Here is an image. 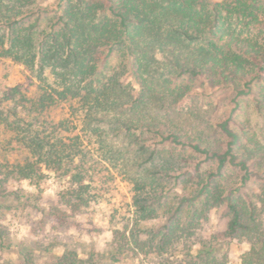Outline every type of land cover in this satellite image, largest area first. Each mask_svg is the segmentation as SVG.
<instances>
[{
  "label": "trees",
  "instance_id": "trees-1",
  "mask_svg": "<svg viewBox=\"0 0 264 264\" xmlns=\"http://www.w3.org/2000/svg\"><path fill=\"white\" fill-rule=\"evenodd\" d=\"M259 18L257 4L243 0H57L53 8L0 0V59L18 64L35 91L30 99L14 87L0 100L4 149L23 154L5 157L0 147V185L26 181L35 191L4 187L0 197L37 199L53 177L54 203L41 212L63 225L99 204L120 178L131 196L110 261L182 250L184 259L155 264H227L218 245L229 239L247 244L239 264H264V139L244 144L226 121L231 139L214 145L181 105L192 82L215 69L264 79V43L249 30ZM57 109L60 118L38 121ZM170 143L206 154L217 170L199 173L198 164L195 173H179L181 156L164 152ZM231 164L241 178L225 179ZM253 175L263 183L249 185ZM171 178L183 194L170 191ZM214 207L226 208V228L194 253L190 238ZM6 237L1 227L0 241ZM32 263L26 254L22 264ZM55 264L102 262L67 249Z\"/></svg>",
  "mask_w": 264,
  "mask_h": 264
},
{
  "label": "rangeland",
  "instance_id": "rangeland-1",
  "mask_svg": "<svg viewBox=\"0 0 264 264\" xmlns=\"http://www.w3.org/2000/svg\"><path fill=\"white\" fill-rule=\"evenodd\" d=\"M243 1L248 4L255 3L259 7L260 18L249 21V30L254 41L264 43V0ZM56 3L57 0H44V4L52 8ZM14 87H19L30 99L35 94L32 80L26 76L22 68L11 59H0V100L5 99ZM181 105L187 116L188 113L197 115L195 127L214 145L218 142L221 145L225 143L226 146V142L231 139L221 127L226 121L243 134L244 144L247 143L248 137L264 139V79H254L252 74L244 75L240 71L230 72L221 68L206 72L192 82V91L184 97ZM61 116V109L44 111L38 121L47 124L50 120ZM149 136L153 139H161L158 136ZM7 137V133L1 132L0 147L3 148L1 155L9 158L23 155L21 151L4 149ZM164 144L159 146L163 147ZM164 152L181 156L182 168L179 173L188 170H193L195 173L198 164L200 169L196 171L199 173L210 169L217 170L214 159L206 154L183 148L180 144L170 143ZM241 173L231 164L225 171V179H239L242 177ZM184 176L185 173L178 180ZM174 180L175 178H171L170 191L183 194L181 188L183 185L173 184ZM248 183L260 185L263 180L253 175ZM3 185V187L0 185V191L4 187L21 189L25 193L35 191L34 186L26 181L11 179ZM44 186L46 191L37 199L32 198L31 201L0 197V228L4 227L7 235L4 241H0V264H22L26 254L31 255L34 261L32 264H55L58 256L67 249L77 250L82 258L97 257L102 264H155L161 260L180 261L181 257L184 259L185 252L177 250L161 258L151 257L144 260L124 257L118 262L109 260L108 252L114 230L121 225L131 196L129 184L122 179L116 178L110 182L99 204L72 213L69 223L54 226L53 221L45 217L41 210L47 209L54 203L53 195L57 181L52 177ZM226 211L225 207H214L209 211L206 220L190 238L189 242L194 253L202 242H209L214 234L223 233L227 221ZM218 246V256L225 258L227 264H239L241 252L247 244L226 239Z\"/></svg>",
  "mask_w": 264,
  "mask_h": 264
}]
</instances>
